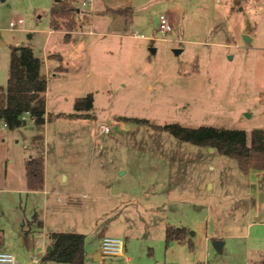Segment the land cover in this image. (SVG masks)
Listing matches in <instances>:
<instances>
[{"label":"rangeland","instance_id":"1","mask_svg":"<svg viewBox=\"0 0 264 264\" xmlns=\"http://www.w3.org/2000/svg\"><path fill=\"white\" fill-rule=\"evenodd\" d=\"M53 1L0 0V84H7L11 45L30 46L47 62L50 110L74 112L75 99L91 93L94 117L55 118L47 140L39 141L42 129L33 145L29 120L0 130L8 134L2 164L13 159L24 176L23 160L44 156L46 147L52 200L45 211L43 192L18 194L25 228L36 211L80 230L91 252L103 232L121 238L125 257L104 256L105 264L264 260V170L243 173L235 159L152 127L264 129V0H64L77 11L72 27L60 20L61 29L51 27ZM161 15L172 26L166 37ZM99 123L111 131L99 134ZM114 185L122 191L113 194ZM6 195L0 192V222L15 215ZM168 225L184 227L186 239L168 242ZM219 236L221 252L213 246ZM24 254L28 264L41 251Z\"/></svg>","mask_w":264,"mask_h":264},{"label":"trees","instance_id":"2","mask_svg":"<svg viewBox=\"0 0 264 264\" xmlns=\"http://www.w3.org/2000/svg\"><path fill=\"white\" fill-rule=\"evenodd\" d=\"M242 0H234L240 4ZM77 9L64 0H54L51 9V27L61 29L60 20L69 28L74 24L73 12ZM123 10H115L122 14ZM43 61L30 46L11 45L9 76L5 86L0 85V119L8 128L14 129L27 124L22 116L29 112L30 120L42 125L59 117H93L94 97L91 93L78 97L73 113H47L46 90L48 81L42 72ZM146 124L148 120L137 119ZM157 131H167L176 138L192 144L210 147L219 153L235 159L243 173L264 170V129L254 128L248 133L243 129L219 128L214 126L187 127L178 123L152 126ZM26 185L28 190L42 189L45 183V159L39 154L25 161ZM41 226V222H39ZM187 232L184 227L168 225L166 240L184 241ZM51 249L43 261L63 264H84L85 235L75 231H54L49 234ZM257 264H264V260Z\"/></svg>","mask_w":264,"mask_h":264},{"label":"crops","instance_id":"3","mask_svg":"<svg viewBox=\"0 0 264 264\" xmlns=\"http://www.w3.org/2000/svg\"><path fill=\"white\" fill-rule=\"evenodd\" d=\"M11 10L14 11V9H11ZM20 24H22V25L25 24V21L23 23H20ZM25 29H26L25 26H22L20 31H24ZM63 32H66V31L63 30ZM66 38L69 40L70 36L66 35ZM57 58H59V57H57ZM61 58L63 60L62 56H61ZM46 64H47L46 60L43 61L42 72L45 75H47V73H45L43 71V67L46 66ZM45 95H46V111H47V113H54L53 111L50 110V108L48 106V101H47V94L45 93ZM58 113H66V112H58ZM69 113H73V112H69ZM54 114H56V112ZM93 117H94V115H93ZM61 118H67V117H61ZM67 119L84 120L85 118L80 117V118H67ZM29 122L33 123V125L29 124L28 128L31 127L29 129V131L30 132L34 131L35 132L34 136L37 134L35 136L36 140L34 139V142H32L31 145L35 144L36 142L39 143L37 137L40 134L42 129L45 132V138H41L39 141L40 142L46 141L47 138L49 137L48 130L50 129V124H51L50 121H47L42 125H37L32 120H29ZM26 125L18 127V128L27 127L28 125L27 126ZM8 129L13 130L10 128H8ZM6 133H2V135L0 137V142H2L4 144L6 143L7 138H8V134H6ZM45 149H46V147H45ZM45 149L43 150L44 159H45V183H44L43 188L39 189V190H28L27 189L26 179H25L26 174H25V176L23 175L22 168L21 167H19V169H18V167L11 168L14 164L13 159H11L10 161L8 160V162L4 163V164H2L3 161H1V159H0V184H2V186H0V192L7 194L6 196H8V198L13 202L12 207L16 209L14 212L15 213L14 216L13 215L8 216V217H6L5 221L0 222V251H3L2 249H11V247H14V248L16 247V249H17L16 252H11V251L10 252L17 255L18 258L20 259V261L22 262V264H24L26 262V258H25V254H24L25 251L30 252V249L32 248V246L38 248V250L41 251V254H40V256L33 254L30 257L28 264H55V263H52V261H43L42 260L45 253L48 252L47 249H48L49 245H51V239L49 238V234L51 232H54V231H57V232H59V231H74V230H70L68 228H65L61 221H53V222L49 223L47 221V218H46L47 216L45 214H44L43 219H42V218H40V216L38 215V213L36 211L33 214L32 220L27 219V221L29 223L28 224L29 227L25 228V222L23 220L26 219L27 217H24V215H23L24 214V211H23L24 208L22 206L23 202H22L21 197L20 198L18 197V194H22L23 192H27L28 194H37L39 192H43V194H44L43 207H44L45 211H47L49 209V200H52L50 197V194H52V192H50V190L47 188V180H46L47 168L46 167L48 165V160L45 156ZM211 150H213V149H211ZM37 155H38V153H37ZM32 156L33 155H31V157ZM23 165H25L24 160H23ZM64 180H69L68 175H64ZM23 181H25V185H26L25 187L26 188L23 186L24 185ZM121 191L122 190H117V192H115V193H120ZM115 193L113 192V194H115ZM58 201H61V199L58 198ZM54 212L56 213V211H54ZM56 215H58V214L56 213ZM39 222L42 223L41 226H39L40 225ZM74 224H72V225H74ZM39 231L41 232V240L36 244V242H35L36 237H37L36 234H38L37 232H39ZM78 231H80V230H76L75 232H78ZM30 235H31V237H30ZM106 235L107 234L105 232H103V234L100 238H102ZM216 239L222 240L223 238L219 236ZM222 241H223V247H222V250H223V248L226 244V241H224V240H222ZM98 245H96L97 250L91 252L88 249L89 247L86 246V240H85V261H84V264H102V263L105 264L104 258H103L104 256H102L100 254V252L98 250ZM124 251H125V248H124ZM34 256L38 257L37 263H34L32 261V258ZM120 257H125V253L123 252V255H121ZM126 260L129 261L130 258L127 257ZM259 262H261V261H259ZM259 262H257V263H259ZM60 264H63V263H60Z\"/></svg>","mask_w":264,"mask_h":264},{"label":"built area","instance_id":"4","mask_svg":"<svg viewBox=\"0 0 264 264\" xmlns=\"http://www.w3.org/2000/svg\"><path fill=\"white\" fill-rule=\"evenodd\" d=\"M92 0H89L91 2ZM83 4H86V2H83ZM24 19L19 18L18 23H23ZM12 27H15V22L12 21L10 23ZM159 30L160 32L166 37V35L172 30V26L168 20V17L165 15L160 16V21H159ZM30 114L29 112L25 113L22 116V119L24 120H30ZM2 128H8V125L5 121L0 119V130ZM111 131V128L108 125L105 124H99L98 125V133H108ZM125 248L124 241L121 238L118 237H113V236H104L101 238L99 245H98V250L102 256H121L123 255ZM32 261L34 263L38 262V257L34 256L32 258ZM0 264H22L20 259L18 258L17 255L11 252H6V251H0ZM204 264V263H200Z\"/></svg>","mask_w":264,"mask_h":264},{"label":"water","instance_id":"5","mask_svg":"<svg viewBox=\"0 0 264 264\" xmlns=\"http://www.w3.org/2000/svg\"><path fill=\"white\" fill-rule=\"evenodd\" d=\"M244 36H245V38L247 39V41H249V36H247V35H244ZM175 52L178 53V52H180V50L176 49ZM211 149H213V148H211ZM113 192H114V193L117 192V190H116V188H115V185L113 186ZM262 196H264V193H262ZM262 198H263V197H262ZM263 199H264V198H263ZM213 246H214V248H215L217 251L221 252V251H222V247H223V241L220 240V239H216V240L213 241ZM51 248H52L51 245H49L47 251H49Z\"/></svg>","mask_w":264,"mask_h":264}]
</instances>
